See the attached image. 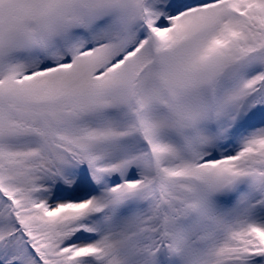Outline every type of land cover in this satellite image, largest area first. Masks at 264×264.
<instances>
[{"label": "snow or ice", "instance_id": "6c2138e0", "mask_svg": "<svg viewBox=\"0 0 264 264\" xmlns=\"http://www.w3.org/2000/svg\"><path fill=\"white\" fill-rule=\"evenodd\" d=\"M0 264H264V0H0Z\"/></svg>", "mask_w": 264, "mask_h": 264}]
</instances>
